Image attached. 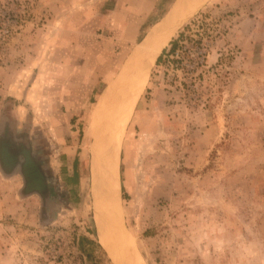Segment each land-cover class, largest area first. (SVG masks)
Masks as SVG:
<instances>
[{
  "label": "rangeland",
  "instance_id": "rangeland-1",
  "mask_svg": "<svg viewBox=\"0 0 264 264\" xmlns=\"http://www.w3.org/2000/svg\"><path fill=\"white\" fill-rule=\"evenodd\" d=\"M62 52L108 72L88 133L94 159L115 143V212L56 177L30 192L0 151V264H264V0H0V66ZM127 76L144 87L116 132Z\"/></svg>",
  "mask_w": 264,
  "mask_h": 264
},
{
  "label": "crops",
  "instance_id": "crops-1",
  "mask_svg": "<svg viewBox=\"0 0 264 264\" xmlns=\"http://www.w3.org/2000/svg\"><path fill=\"white\" fill-rule=\"evenodd\" d=\"M54 45V50L61 49L60 43ZM60 56L53 59L46 55L39 58L30 56L22 62L13 61L10 65L0 66L2 71L12 65L26 70L21 75L20 71H15L7 78L8 82L16 83H8L4 91L16 102L4 112L5 121L0 129L1 157L20 168L21 174L26 176L30 192H45L51 176L56 177L58 185H66L67 192L74 193L73 196H83L81 194L87 191L92 204L95 196L99 200L103 196L106 204L103 185H100L102 162L94 159L88 126H92V111L101 96V91L99 93L95 88L104 81L108 72L100 65L92 68L86 56L80 55L76 61L72 58L73 63L63 58V52ZM55 81L64 83L53 85V90L49 82ZM77 81L82 98L73 104L71 98L74 93H71L70 82ZM51 95L58 103H49L53 100ZM57 108L60 112L56 111ZM70 108H80L78 112L80 115L85 113L86 123L83 115L77 118V111ZM53 111L59 115L52 116ZM94 186L97 192H94Z\"/></svg>",
  "mask_w": 264,
  "mask_h": 264
},
{
  "label": "bare ground",
  "instance_id": "bare-ground-1",
  "mask_svg": "<svg viewBox=\"0 0 264 264\" xmlns=\"http://www.w3.org/2000/svg\"><path fill=\"white\" fill-rule=\"evenodd\" d=\"M148 44H146V49L149 47V45L147 46ZM144 60L146 59H148V56L147 57H145V58H143ZM141 62V61H140ZM142 62H143V60H142ZM145 62V61H144ZM146 63V62H145ZM129 65V64H128ZM140 65V64H139ZM136 67V66H135ZM140 67V66H139ZM127 68H128V66H127ZM138 69H140V68H138ZM142 69H143V67H142ZM136 70H137V68H136ZM136 70H134V71H136ZM144 70V69H143ZM143 70H141V71H143ZM139 71V70H138ZM138 71H137V73H138ZM123 72V71H122ZM136 73V74H137ZM140 73V72H139ZM142 73V72H141ZM140 73V74H141ZM122 74V73H121ZM129 76L131 75V74H133V72L131 71H129ZM132 76V75H131ZM130 76V77H131ZM136 76V75H135ZM142 76V75H141ZM130 77H128L127 76V79H125V81L123 80V83H121L122 84V88H123V90H124V92H123V94H122V96H123V98H122V100H121V107L120 108H117V114H116V122H117V125H115L114 126V131H116V132H118L119 131V129H120V127L124 124V121L126 120V117H128V115H129V113H130V111H131V109H132V107H133V105H134V103H135V101L137 100V98H138V96L140 95V93H141V91L143 90V87H144V81H141V79L139 80V78H135V79H133V78H130ZM138 77V76H137ZM123 78H126V77H123ZM118 79H119V77H118ZM120 80H121V78H120ZM118 81V80H117ZM122 81V80H121ZM120 81V82H121ZM116 88H118V87H116ZM120 88V87H119ZM112 92V91H111ZM109 94H111V93H109ZM118 97V96H117ZM120 98V97H119ZM108 99V98H107ZM111 99V98H110ZM117 105H118V103H117ZM115 112V111H114ZM112 135H114V133L112 134ZM110 137V136H109ZM108 137V138H109ZM112 137V136H111ZM116 138V137H115ZM113 139V138H112ZM110 140V141H114V139L113 140ZM109 142V141H108ZM106 144V143H105ZM108 145V144H107ZM113 145H115V143L114 144H110V148H109V146H108V148H106L105 146V148H106V151L104 150V149H102V151L99 153V151H98V153L99 154H102L103 155V157H101V155H99L100 156V159H99V156H98V159H99V161H98V163L101 161L102 163V169L101 170H103V172H102V176H101V179H100V185H103V191H104V197H105V199L107 200V202H106V208H108L107 210L108 211H110V212H115V208H116V201H115V196H114V192H115V189H114V178H113V175H112V173H113V168H112V163H113V156H115V154H114V152H115V147L113 146ZM95 154V153H94ZM96 157V156H95ZM96 160V159H95ZM97 163V164H98ZM114 163H115V161H114ZM97 168H99L98 166H97ZM99 184V183H98ZM95 185V184H94ZM97 188H98V186H97ZM97 190L98 189H96V192H97ZM102 190V189H101ZM102 191V192H103ZM102 199V198H101ZM104 202V201H103ZM101 204V203H100ZM105 209V208H104ZM103 211V210H102ZM106 211V210H105ZM104 212V211H103ZM107 212V211H106ZM116 214V213H115ZM111 216H113V215H111ZM101 220V219H100ZM103 222V221H102ZM104 224V223H103ZM107 224V223H106ZM105 230V229H104ZM100 235H101V241H102V243H104L105 245H106V238H110L109 236H107V234H106V231H104V232H102V233H100ZM116 238V237H115ZM119 240V239H118ZM119 244V243H118ZM128 245V244H127ZM133 245V244H132ZM115 247V246H114ZM127 249V248H126ZM119 251V250H118ZM124 251H125V249H124ZM134 251H135V249H134ZM133 251V252H134ZM121 253V252H120ZM126 254V258H125V261L123 262V264H140L141 262H138V263H133V259L131 258V255L133 254H131L130 255V253H128V252H126L125 253ZM128 254V255H127ZM124 257V256H123ZM138 258V257H137ZM133 260V261H132ZM118 262V261H117ZM143 264V263H142Z\"/></svg>",
  "mask_w": 264,
  "mask_h": 264
},
{
  "label": "trees",
  "instance_id": "trees-1",
  "mask_svg": "<svg viewBox=\"0 0 264 264\" xmlns=\"http://www.w3.org/2000/svg\"><path fill=\"white\" fill-rule=\"evenodd\" d=\"M176 44H177V40H172V41L170 42V49H169V51L166 52V50H164V51L162 52V54L157 58V60H156V64H160V63L162 62V60H163V55H164L165 53L173 52V51L175 50Z\"/></svg>",
  "mask_w": 264,
  "mask_h": 264
},
{
  "label": "water",
  "instance_id": "water-1",
  "mask_svg": "<svg viewBox=\"0 0 264 264\" xmlns=\"http://www.w3.org/2000/svg\"><path fill=\"white\" fill-rule=\"evenodd\" d=\"M192 7H193V6H192ZM193 9H194V8H193ZM190 13H191V12H190ZM190 13H189V14H190ZM189 14H188V15H189ZM186 16H187V15H185L184 17H186ZM184 17L181 19V21L184 19ZM174 27H175V26H174ZM173 29H174V28H173ZM172 31H173V30H172Z\"/></svg>",
  "mask_w": 264,
  "mask_h": 264
}]
</instances>
